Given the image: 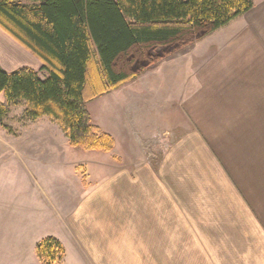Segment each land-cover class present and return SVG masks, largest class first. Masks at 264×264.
Listing matches in <instances>:
<instances>
[{
  "label": "crops",
  "instance_id": "0c3cea01",
  "mask_svg": "<svg viewBox=\"0 0 264 264\" xmlns=\"http://www.w3.org/2000/svg\"><path fill=\"white\" fill-rule=\"evenodd\" d=\"M253 2L200 38V53L192 42L146 71L152 79L96 97L122 91L105 117L90 111L114 137L111 152L65 153L75 147L57 120L11 106L0 131V264H42L47 237L64 245L61 264H264V153H238L241 134L229 128L257 124L264 0ZM0 63L42 65L1 28Z\"/></svg>",
  "mask_w": 264,
  "mask_h": 264
},
{
  "label": "trees",
  "instance_id": "16d2710c",
  "mask_svg": "<svg viewBox=\"0 0 264 264\" xmlns=\"http://www.w3.org/2000/svg\"><path fill=\"white\" fill-rule=\"evenodd\" d=\"M253 6V0H0V28L42 63L40 71L12 72L0 63V124L25 101L27 119L51 115L72 147L111 152L115 139L93 121L88 102ZM37 255L42 264H61L66 249L47 237Z\"/></svg>",
  "mask_w": 264,
  "mask_h": 264
},
{
  "label": "rangeland",
  "instance_id": "374dc122",
  "mask_svg": "<svg viewBox=\"0 0 264 264\" xmlns=\"http://www.w3.org/2000/svg\"><path fill=\"white\" fill-rule=\"evenodd\" d=\"M235 36V33H231V36L229 38H233ZM199 40L200 38H195L193 39L190 43L186 44L189 45L192 42H194L196 45L193 46L192 52L193 53H200V49H199ZM237 40V37L234 39ZM258 43L259 46H257V49L259 50V48L262 50L264 48V30L262 32V36L261 39L258 38ZM185 45V46H186ZM181 47L179 49H177L176 51L172 52L171 54H169L168 56L172 55V54H177L179 52L182 51V54L184 53V47ZM206 47H204V51H206ZM210 51L211 50H207V53H209L210 55ZM211 52H214V49H212ZM206 53V52H205ZM180 55V54H179ZM208 55V54H207ZM168 56H166L165 58H163L162 60L166 59ZM162 60L156 62L154 65H152L150 68H148L147 70L143 71L138 78H134L131 79L130 81L125 83V87H131V86H136L137 84H139V81L142 79H145L144 81L146 82L148 78H151L153 74L151 73H146V71L151 70L154 66H156L159 62H161ZM236 62V66L237 68L241 65L239 59L235 60ZM165 63L167 64V62L165 61ZM197 63V62H196ZM179 64V68H182V62L180 63H176ZM181 65V66H180ZM198 65V64H197ZM241 70V66L238 68ZM231 70H228V72ZM152 79V78H151ZM264 82V79L263 81ZM264 84L262 85H256V93L255 94H251V106L255 107V117H256V125L253 126H230L229 128H231V130L234 132L235 130H237L238 135H240L239 137L242 139L240 140V151L238 150V153H264V125H259V124H264ZM261 91V92H258ZM122 92V91H121ZM120 90H117L115 92V94H113L112 96H106L107 98H104L103 96L96 98L95 100H93L92 102H88V109L89 111H91V113L96 117L95 118H102L105 117V115H101V110L104 109V103H106L107 101L109 102H113L116 103L118 100L116 99V96H119V94L121 93ZM91 93V89H88L86 91V97L87 95H89ZM106 106V105H105ZM111 116V115H109ZM109 116H107L109 118ZM5 121V120H4ZM94 121V119H93ZM95 122V121H94ZM97 122H100L99 120H97ZM114 122V121H113ZM9 121L3 122V124L0 126V131L4 132L5 130L9 131ZM106 128H108L106 126ZM208 130L210 129H215V127L213 126H207ZM238 137V136H237ZM115 149V147H114ZM113 149V150H114ZM71 152H69V150L65 151V153H80V157L81 159H89V155H93V153H103L100 151H93V152H88L86 150H82L80 148H71L70 150ZM252 151V152H251ZM92 153V154H91ZM114 156H117V158L119 157L118 153H113ZM132 163V162H130Z\"/></svg>",
  "mask_w": 264,
  "mask_h": 264
}]
</instances>
